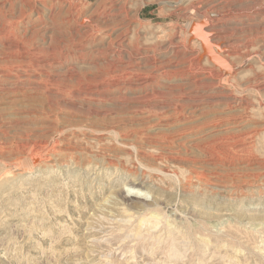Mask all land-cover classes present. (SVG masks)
<instances>
[{"label":"rangeland","instance_id":"374dc122","mask_svg":"<svg viewBox=\"0 0 264 264\" xmlns=\"http://www.w3.org/2000/svg\"><path fill=\"white\" fill-rule=\"evenodd\" d=\"M55 1L0 0V264H264V0Z\"/></svg>","mask_w":264,"mask_h":264},{"label":"bare ground","instance_id":"6f19581e","mask_svg":"<svg viewBox=\"0 0 264 264\" xmlns=\"http://www.w3.org/2000/svg\"><path fill=\"white\" fill-rule=\"evenodd\" d=\"M62 1H63V0H62ZM62 1H61V2H62ZM68 1H69V0H68ZM220 1H221V0H220ZM31 2H32V1H31ZM54 2L56 3L57 1L54 0ZM69 2H70V1H69ZM77 2H78V1H77ZM32 3H33V2H32ZM39 3H40V2H39ZM45 3H46V2H45ZM55 3H54V4H55ZM58 3H59V1H58ZM223 3H224V2H223ZM60 4H61V3H59L58 5H60ZM34 5H35V4H34ZM40 5H41V4H40ZM42 5L44 6V4H42ZM70 5H71V4H70ZM101 5H102V4H101ZM35 6H36V5H35ZM54 6H55V5H54ZM72 6H73V5H72ZM12 7H13V6H12ZM59 7H60V6H59ZM59 7H58V8H59ZM193 7H194V6H193ZM193 7H192V9H194ZM215 7H216V6H215ZM219 7H220V6H219ZM29 8H30V7H29ZM62 8H63V7H62ZM70 8H71V7H70ZM79 8H80V7H79ZM195 8H196V7H195ZM75 9H76V8H75ZM124 9H125V8H124ZM70 10H71V9H69L68 12H70ZM118 10H119V9H118ZM120 10H121V9H120ZM126 10H127V9H126ZM84 11H85V10H84ZM95 11L97 12V10H95ZM102 11H103V10H102ZM194 11H195V9H194ZM49 12H50V11H49ZM93 12H94V11H93ZM190 12H191V11H190ZM196 12H197V10L195 11V14H196ZM107 13H108V12H107ZM197 13H198V12H197ZM211 13H213V15H214V14H217V13H215V12H211ZM100 14H101V13H100ZM125 14H126V13H125ZM103 15H104V14H103ZM103 15H102V16H103ZM127 15H128V14H127ZM196 15H198V14H196ZM196 15H195V16H196ZM21 16H22V15H21ZM105 16H106V15H105ZM123 16H124V15H123ZM198 16H199V15H198ZM215 16H216V15H215ZM92 17H93V16H92ZM127 17H128V16H127ZM125 18H126V17H125ZM220 18H221V16H220ZM61 19H62V18H61ZM218 19H219V18H218ZM221 19H222V18H221ZM86 20H87V19H86V16H85V17L83 16V17H82V22L84 23ZM223 21H224V20H223ZM64 22H65V21H64ZM77 22H78V19H77ZM221 22H222V21H221ZM54 23H55V22H54ZM66 23H67V22H66ZM83 23H82V24H83ZM98 23H99V22H98ZM121 24H122V22H121ZM221 24H222V23H221ZM221 24H220V25H221ZM220 25H219V26H220ZM80 26H81V25H80ZM93 27H94V26H93ZM120 27H121V26H120ZM84 28H85V27H84ZM94 28H95V27H94ZM108 28H109V27H108ZM96 29H97V28H96ZM64 30H65V29H64ZM75 30H76V29H75ZM75 30H74V31H75ZM96 31H97V30H96ZM99 31H100V30H99ZM105 31H106V30H105ZM207 31L210 33V35H209V40L211 41V43H213V49H214V52H215V53H213V54H210V53H209L210 59L213 58L214 56H217V57L219 58V55L217 54V52L215 51V49L217 48L219 51H222V50L227 46V45L225 44V40H224L223 38H214V37H215V34H214V31H213L212 29L207 30ZM216 31H217V30H216ZM98 33H99V32H98ZM98 33H97V34H98ZM87 35H88V34H87ZM94 35H95V34H94ZM226 35H227V34H226ZM122 36H123V35H122ZM122 36H121V37H122ZM124 36H125V35H124ZM223 36H224V35H223ZM223 36H222V37H223ZM94 37H95V36H94ZM219 37H220V36H219ZM91 38H93V37H91ZM224 38H226V37H224ZM231 38H232V37H231ZM194 39H195V38H194ZM71 40H72V39H71ZM90 40H91V39H90ZM101 40H102V39H101ZM195 40H196V41H201V38H200V39H195ZM227 40H228V38H227ZM227 40H226V41H227ZM93 41H94V40H93ZM229 41H230V40H229ZM180 42H181V41H180ZM78 43H79V42H78ZM184 43H185V42H184ZM228 43H229V42H228ZM232 43H233V42H232ZM171 44H172V43H171ZM178 44H179V43H178ZM182 44H183V43H182ZM229 44H230V43H229ZM179 45H180V44H179ZM87 47H88V46H87ZM183 47H184V46H183ZM185 47H186V46H185ZM171 48H172V47H171ZM75 49H76V48H75ZM80 49H81V48H80ZM177 49H178V48H177ZM181 49H182V48H181ZM77 50H78V49H77ZM101 50H102V49H101ZM177 51H179V50H177ZM183 51H184V50H183ZM183 51H182V52H183ZM187 51H188V50H187ZM84 52H85V51H84ZM190 52H191V51H190ZM190 52H189V53H190ZM176 53H177V52H176ZM184 55H185V54H184ZM186 55H187V54H186ZM188 55H189V54H188ZM179 56H181V55H179ZM182 56H183V54H182ZM195 56H196V55H194V58H195ZM205 56H207V55H205V54H203V53L200 52L199 57L208 59V57H205ZM118 57H119V56H118ZM118 57H117V58H118ZM183 57H185V56H183ZM192 57H193V56H192ZM190 58H191V57H190ZM194 58H193L192 60H194ZM197 58H198V57H197ZM197 58H196V60H197V64H196V65H201V63H200V62H201V61H200L201 59H199V58L197 59ZM146 59H147V58H146ZM166 59H167V58H166ZM168 59H169V58H168ZM185 59H186V58H185ZM185 59H184V60H185ZM30 60H31V59H30ZM151 60H152V59H151ZM186 60H187V59H186ZM160 61H161V60H160ZM160 61H159V62H160ZM173 61H174V60H173ZM173 61H172V62H173ZM176 61H177V60H176ZM30 62H31V61H30ZM195 62H196V61H195ZM130 63H131V62H130ZM136 63H137V62H136ZM177 63H179V62H177ZM177 63H176V64H177ZM182 63H183V62H182ZM150 64H151V63H150ZM164 64H165V63H164ZM167 64H168V63H167ZM169 64H170V63H169ZM155 65H156V64H155ZM178 65H179V64H178ZM193 65H194V64H193ZM196 65H195V66H196ZM132 66H133V63H132ZM162 66L164 67V65H162ZM165 66H166V64H165ZM190 66H191V65H190ZM190 66H188V67H190ZM195 66H194V67H195ZM117 67H118V66H117ZM144 67H145V66H144ZM194 67H192V69H193ZM200 67H201V66H200ZM202 67H203V66H202ZM114 68H115V67H114ZM160 68H161V67H160ZM213 68H214V67H213ZM161 69H162V68H161ZM177 69H178V68H176V70H177ZM185 69H188V68H185ZM201 69H202V68H201ZM211 69H212V68H211ZM211 69L208 70V71H209L208 74L206 73L205 70H204L205 72L202 71V72L204 73V74L202 73L203 76H200V77L196 78V79H195V83H199V85L201 84V85H203V86H205V87L207 86V87H209V88H211V89H212V88H215V87H217V86H219L220 84H217L216 81H215V82H214V81H210V79H215V78L218 79V77H219V79H222V78H221V76H220V74H219L218 72H215V71H213L214 69H213V70H211ZM164 70H166V69H164ZM168 70H169V69H168ZM172 70H174V69H172ZM181 70H182V69H181ZM177 71H178V70H177ZM183 71H184V70H183ZM188 71H189V70H188ZM132 72H133V71H132ZM161 72H162V71H161ZM165 72H166V71H165ZM169 72H170V70H169ZM172 72H173V71H171V73H172ZM167 73H168V71H167ZM174 73H175V72H174ZM182 73H183V72H182ZM193 73H194V72H193ZM193 73H192V74H193ZM166 75H167V74H166ZM166 75H165V76H166ZM169 75H170V74H169ZM143 76H144V75H143ZM158 76H159V75H158ZM158 76H157V77H158ZM167 76H168V75H167ZM171 76H172V74H171ZM173 76H174V74H173ZM222 76H223V75H222ZM146 77H147V76H146ZM169 78H170V77H169ZM226 78H227V77H226ZM223 79H224V78H223ZM193 80H194V79H193ZM207 80H209V81H207ZM102 82H103V81H102ZM147 82H148V81H147ZM219 82H220V80H219ZM225 82H226V81H225ZM105 83H106V82H105ZM150 83H152V82H150ZM154 83H155V82H154ZM97 84H98V83H97ZM101 84H102V83H101ZM143 84H144V83H143ZM261 84H262V83H261ZM122 86H123V85H122ZM139 86H140V85H139ZM150 86H151V85H150ZM174 86H175V85H174ZM222 86H223V85H222ZM145 87H146V86H145ZM199 87H200V86H199ZM106 88H107V87H106ZM116 88H117V87H116ZM120 88H121V87H120ZM142 88H143V87H142ZM173 88H174V87H173ZM183 88H184V87H183ZM226 88H227V87H226ZM94 89H95V88H94ZM104 89H105V88H104ZM175 89H176V88H175ZM223 89H224V87H223ZM97 90H98V89H97ZM105 90H106V89H105ZM110 90H111V89H110ZM172 90H173V89H172ZM216 90H217V88H216ZM94 91H95V90H94ZM217 91H219V89H218ZM230 91H231V89H230ZM232 91H233V90H232ZM212 92H213V91H212ZM214 92H215V89H214ZM220 92H221V91H220ZM220 92H219V93H220ZM223 92H224V93L221 92L222 95H223V97H226V98H232V97H233V94H232L231 92H226V91H223ZM147 93H148V92H147ZM182 93H183V92H182ZM182 93H181V94H182ZM186 93H187V92H186ZM186 93H185V94H186ZM214 94H215V93H214ZM217 94H218V93H217ZM93 96H94V95H93ZM103 96H104V95H103ZM174 96H175V95H174ZM181 96H183V95H181ZM209 96H210V95H209ZM213 96H215V95H213ZM217 96H218V95H217ZM219 96H221V95H219ZM237 96H238V94H236V97H237ZM100 97H101V96H100ZM154 97H155V96H154ZM179 97H180V96H179ZM199 97H200V95H199ZM210 97H211V96H210ZM214 98H215V97H214ZM219 98H220V97H219ZM237 98H238V97H237ZM89 99H90V98H89ZM235 99H236V98H234V100H235ZM240 99H242V98H240ZM180 100H181V99H180ZM191 100H193V99H191ZM213 100H214V99H213ZM223 100H224V99H223ZM238 100H239V98H238ZM216 101H217V99H216ZM231 101H233V100L231 99ZM236 101H237V100H236ZM219 102H220V101H219ZM221 102H222V101H221ZM223 102H224V101H223ZM229 102H230V101H229ZM229 102L227 101L226 103H229ZM211 103H212V102H211ZM215 103H216V102H214L213 104H215ZM234 103H235V101H234ZM239 103H240V102H239ZM243 103H244V102H243ZM217 104H220V103H217ZM217 104H216V105H217ZM229 104H230V103H229ZM229 104H228V106H229ZM181 105H182V104H181ZM239 105H240V104H239ZM192 106H193V105H192ZM203 107H204V106H203ZM219 107H220V106H219ZM229 107H230V106H229ZM229 107H228V108H229ZM195 108H196V107H195ZM228 108H227V109H228ZM174 109H175V108H174ZM192 109H193V108H192ZM192 109H191V110H192ZM179 110H180V109H179ZM223 110H224V109H223ZM176 112H177V111H176ZM178 112H179V111H178ZM193 112H195V110H194ZM222 112H223V111H222ZM225 112H226V111H225ZM173 113L175 114V112H173ZM173 113H172V114H173ZM189 113H190V112H189ZM180 114H182V113H180ZM177 115H179V114L177 113ZM177 115H176V116H177ZM184 115H185V114H184ZM180 116H181V115H180ZM162 117H163V116H162ZM170 117H171V116H170ZM177 118H179V117H177ZM181 119H182V118H181ZM227 120H228V119H227ZM229 121H230V120H229ZM186 131H187V130H186ZM130 185H131V184H130ZM131 188L135 189L136 187H135V188H134V187H131ZM137 190L139 191V189H137ZM132 196H133V195H132ZM139 197H140V196H139ZM137 198H138V197H137ZM154 215H155V214H154ZM154 215H153L152 217H150L149 219L151 220V218H152V221H153V220H155V221H156V220L159 221V220H158L159 217H158V216H154ZM143 220H144V219H143ZM148 222H149V221H148ZM152 223H154V222H152ZM145 224H146V223H145ZM145 224H144V225H145ZM147 224H148V223H147ZM148 225H150V224H148ZM142 227H143V226H142ZM154 228H155V227H154ZM156 229H157V228H156ZM148 233H149V232H148ZM132 234H133V233H132ZM171 234H172V233H171ZM133 236H134V235H132V237H133ZM138 236H139V235H138ZM140 236H141V235H140ZM137 238H138V237H137ZM177 238H178V237H177ZM183 238H184V237H183ZM174 239H175V238H174ZM181 240H182V239H181ZM161 241H162V240H161ZM177 244H178V243H177ZM178 245H179V244H178ZM175 247H176V246H173V248H175ZM183 248H184V247H183ZM176 249H177V248H176ZM173 250H174V249H173ZM175 253H177V252H175ZM178 253H179V252H178ZM176 255H177V254H176Z\"/></svg>","mask_w":264,"mask_h":264},{"label":"water","instance_id":"95a60500","mask_svg":"<svg viewBox=\"0 0 264 264\" xmlns=\"http://www.w3.org/2000/svg\"><path fill=\"white\" fill-rule=\"evenodd\" d=\"M208 25L207 21H201L199 23H193L191 26V32L193 33V37L198 36L202 40L203 44V54H213V43L209 40L210 33L206 30V26Z\"/></svg>","mask_w":264,"mask_h":264}]
</instances>
